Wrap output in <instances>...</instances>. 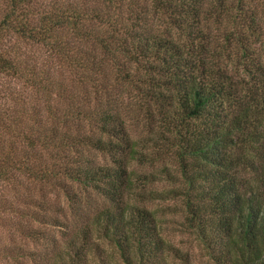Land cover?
Here are the masks:
<instances>
[{
  "label": "trees",
  "instance_id": "16d2710c",
  "mask_svg": "<svg viewBox=\"0 0 264 264\" xmlns=\"http://www.w3.org/2000/svg\"><path fill=\"white\" fill-rule=\"evenodd\" d=\"M141 1L150 3L144 12L132 8L137 0H3L7 263L192 264L130 199L138 192L127 161L141 153L116 102L132 86L135 103L164 110L154 131L182 182L165 193L183 197L182 225L208 263L264 264V43L255 44L264 0ZM94 195L109 204L93 207Z\"/></svg>",
  "mask_w": 264,
  "mask_h": 264
},
{
  "label": "rangeland",
  "instance_id": "374dc122",
  "mask_svg": "<svg viewBox=\"0 0 264 264\" xmlns=\"http://www.w3.org/2000/svg\"><path fill=\"white\" fill-rule=\"evenodd\" d=\"M150 3L147 1L137 0L135 8L137 12H144L149 8ZM3 6V0H0V15L1 8ZM152 18V17H151ZM153 20L150 21L152 26ZM158 26L159 30H164L165 23H160ZM213 33H216L215 27L213 26ZM175 30L172 32L173 36ZM264 43L263 34L256 39V46ZM27 49V48H25ZM23 49V50H25ZM257 49V47H256ZM10 87V85H8ZM7 88V87H6ZM12 88V87H11ZM120 87L118 90H122ZM129 89L130 94H126L125 91ZM121 91L119 95V102H116L117 108L125 119L128 137L136 145V150L140 155H136L133 158H129L127 161L128 171L131 173L132 185L130 188L138 193L132 194L130 199L134 203H137L141 207H145L150 210L156 218L159 224L160 232L162 236L168 240L174 247L180 249L183 252H188V256L192 264H209L204 250L200 243L194 238L193 234L186 229L182 222L185 217V210L183 206V197L181 195H174L171 193H165L166 190L176 188L181 185V176L179 172V166L177 157L172 150V147L166 144L164 141L156 139L157 133L154 129L161 130L159 127L161 121V115L164 112L158 111L157 106L151 104H143L139 106L138 100L135 103L133 99L135 89L132 86ZM7 90V89H5ZM74 93H80V89L77 85L73 86ZM123 93V94H122ZM9 101L7 98L0 99V107H4L6 102ZM141 104V103H140ZM157 141V142H156ZM97 163L110 164V159L107 155H97L94 157ZM3 190L10 189L11 185L3 183L1 185ZM163 192L165 193L163 198L155 200H145L140 194L141 192ZM49 196L53 201L54 193H56L55 202L58 204L67 205V201L63 197L61 191L48 189ZM146 194L143 193V196ZM93 207L106 206L109 203L94 195L92 197ZM66 214L69 213L66 209ZM3 215V214H0ZM6 222L0 220V247L3 245H9V238H11L8 230V226H4L1 223ZM4 224V223H3ZM13 238L18 242L17 235L14 234ZM18 242L17 244H19ZM30 249L33 248L31 244H28ZM9 260L0 254V264H11L7 263Z\"/></svg>",
  "mask_w": 264,
  "mask_h": 264
}]
</instances>
